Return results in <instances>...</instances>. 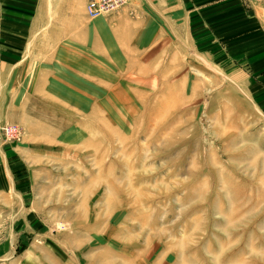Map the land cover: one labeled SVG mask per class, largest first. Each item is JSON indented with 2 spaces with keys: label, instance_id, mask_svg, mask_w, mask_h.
Wrapping results in <instances>:
<instances>
[{
  "label": "rangeland",
  "instance_id": "rangeland-1",
  "mask_svg": "<svg viewBox=\"0 0 264 264\" xmlns=\"http://www.w3.org/2000/svg\"><path fill=\"white\" fill-rule=\"evenodd\" d=\"M28 1L0 0V264H264L263 2L239 40L194 0Z\"/></svg>",
  "mask_w": 264,
  "mask_h": 264
},
{
  "label": "crops",
  "instance_id": "crops-1",
  "mask_svg": "<svg viewBox=\"0 0 264 264\" xmlns=\"http://www.w3.org/2000/svg\"><path fill=\"white\" fill-rule=\"evenodd\" d=\"M87 0H30V4L33 8L29 11L41 12V11H52V12H70L73 11L70 7L76 3H80L82 6V11L84 10V5ZM195 12L197 14V22L202 23V20H198L199 15L202 18L200 12H205L206 16L209 15V23H215L218 25L222 24L224 27L226 25L233 27L227 37L245 38L246 34L250 33L251 26V11L245 10L240 0H194ZM133 13L138 11H144L147 13L154 12H164V13H175L182 22L186 23L188 21V6L187 0H130ZM45 5L51 6V9H42L38 6ZM56 7V8H55ZM139 7H144L141 9ZM122 8V7H121ZM120 8V9H121ZM119 9V10H120ZM117 10V12H119ZM26 11V9H18V12ZM257 11V10H256ZM207 23V22H206ZM189 26V36L192 38L190 33V23L186 25H181L180 29L182 38L184 42H187V31L186 27ZM219 27V26H216ZM236 35V36H235ZM232 37V38H234ZM241 40V39H239ZM238 40V41H239ZM190 43V42H189ZM211 43V42H210Z\"/></svg>",
  "mask_w": 264,
  "mask_h": 264
},
{
  "label": "built area",
  "instance_id": "built-area-1",
  "mask_svg": "<svg viewBox=\"0 0 264 264\" xmlns=\"http://www.w3.org/2000/svg\"><path fill=\"white\" fill-rule=\"evenodd\" d=\"M127 0H88L85 6L86 14L90 17L113 12L121 8ZM263 2L264 0H259Z\"/></svg>",
  "mask_w": 264,
  "mask_h": 264
},
{
  "label": "bare ground",
  "instance_id": "bare-ground-1",
  "mask_svg": "<svg viewBox=\"0 0 264 264\" xmlns=\"http://www.w3.org/2000/svg\"><path fill=\"white\" fill-rule=\"evenodd\" d=\"M86 6V5H85Z\"/></svg>",
  "mask_w": 264,
  "mask_h": 264
}]
</instances>
